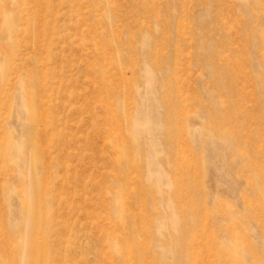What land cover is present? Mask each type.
Masks as SVG:
<instances>
[{"label": "rangeland", "instance_id": "obj_1", "mask_svg": "<svg viewBox=\"0 0 264 264\" xmlns=\"http://www.w3.org/2000/svg\"><path fill=\"white\" fill-rule=\"evenodd\" d=\"M0 264H264V0H0Z\"/></svg>", "mask_w": 264, "mask_h": 264}]
</instances>
